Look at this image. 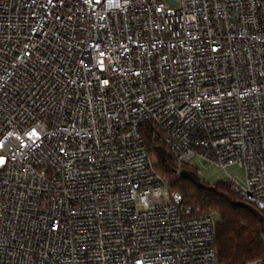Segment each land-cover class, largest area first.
Returning a JSON list of instances; mask_svg holds the SVG:
<instances>
[{"label": "built area", "instance_id": "built-area-1", "mask_svg": "<svg viewBox=\"0 0 264 264\" xmlns=\"http://www.w3.org/2000/svg\"><path fill=\"white\" fill-rule=\"evenodd\" d=\"M102 1L0 0V264H223L141 126L264 216V0Z\"/></svg>", "mask_w": 264, "mask_h": 264}, {"label": "trees", "instance_id": "trees-1", "mask_svg": "<svg viewBox=\"0 0 264 264\" xmlns=\"http://www.w3.org/2000/svg\"><path fill=\"white\" fill-rule=\"evenodd\" d=\"M146 145L156 158V168L169 182V188L180 192L185 204L198 206L205 212L217 215L215 246L218 261L223 264H241L264 256V234L259 220L247 208L235 205L237 197L227 182L198 187L182 176L176 175V160L166 151L161 160L156 147L164 146L161 134L149 123L141 126Z\"/></svg>", "mask_w": 264, "mask_h": 264}, {"label": "rangeland", "instance_id": "rangeland-1", "mask_svg": "<svg viewBox=\"0 0 264 264\" xmlns=\"http://www.w3.org/2000/svg\"><path fill=\"white\" fill-rule=\"evenodd\" d=\"M155 161L156 158L154 157ZM195 172H197L200 180L204 183L210 184L211 186L215 185L219 182H225L228 179L230 181L229 175L238 180L241 184H245V172L244 169L237 166L232 165L227 169V172L218 168L217 166L210 163H198L197 168H193ZM192 170V169H190ZM186 180H189L186 178ZM191 181V180H189ZM192 182V181H191ZM193 183V182H192ZM196 185V184H195Z\"/></svg>", "mask_w": 264, "mask_h": 264}, {"label": "water", "instance_id": "water-1", "mask_svg": "<svg viewBox=\"0 0 264 264\" xmlns=\"http://www.w3.org/2000/svg\"><path fill=\"white\" fill-rule=\"evenodd\" d=\"M156 151H157V153H158V155H159L161 160H164L166 158V150H165L164 146L156 147ZM181 176L191 180L198 187H203V185H204L203 182L200 180L197 172H195L194 170L184 169L181 172ZM235 205L239 206V207L247 208L253 215L256 216V218L259 220L260 223H262L264 221L263 214L258 209H256L254 206H252V205H250V204H248L246 202H243L241 200H237L235 202ZM262 232L264 234V229L263 228H262Z\"/></svg>", "mask_w": 264, "mask_h": 264}, {"label": "snow or ice", "instance_id": "snow-or-ice-1", "mask_svg": "<svg viewBox=\"0 0 264 264\" xmlns=\"http://www.w3.org/2000/svg\"><path fill=\"white\" fill-rule=\"evenodd\" d=\"M0 163H2V161H0Z\"/></svg>", "mask_w": 264, "mask_h": 264}]
</instances>
